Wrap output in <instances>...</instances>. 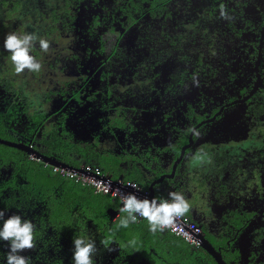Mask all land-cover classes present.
<instances>
[{
  "label": "flooded vegetation",
  "instance_id": "obj_1",
  "mask_svg": "<svg viewBox=\"0 0 264 264\" xmlns=\"http://www.w3.org/2000/svg\"><path fill=\"white\" fill-rule=\"evenodd\" d=\"M0 6V140L18 145L0 143V204L12 187L26 189L30 161L55 176L52 166L108 159L153 196L183 192L201 239L174 250L168 232L151 233L157 245L123 247L83 214L75 235L57 240L48 228L49 243L25 250L31 264H70L71 239L84 233L96 264H218L204 239L225 264H264V0H38L32 14L22 0ZM11 31L49 40L48 54L31 52L39 73L15 74L2 48ZM193 125L199 139L186 131ZM60 179L49 189L68 202L74 180Z\"/></svg>",
  "mask_w": 264,
  "mask_h": 264
},
{
  "label": "clouds",
  "instance_id": "obj_2",
  "mask_svg": "<svg viewBox=\"0 0 264 264\" xmlns=\"http://www.w3.org/2000/svg\"><path fill=\"white\" fill-rule=\"evenodd\" d=\"M220 16L228 18L224 8L220 9ZM34 47H38L42 55L48 54L49 40L36 32L11 31L5 35L2 48L10 53L15 74L39 73L42 70L40 60L31 54ZM186 131L196 139L203 135L201 129L195 125L190 126ZM195 158L204 160L205 154L201 153ZM110 187L109 185L104 189L105 194ZM127 187L134 191L122 194L119 189H116L113 192V197H119L118 211L124 214L119 219L117 230L127 229L129 224H134L138 218H142L147 221L148 231L156 234L171 228L190 210V203L183 192L169 191L166 197H139L136 193L142 190L141 185L130 182ZM5 212L4 209H0V242L7 245L3 264H31L30 258L23 253L35 247V224L21 214L14 212L5 216ZM135 243V240H132L127 242L126 246L134 249ZM71 244L70 264H96L98 250L90 234L76 235L71 239Z\"/></svg>",
  "mask_w": 264,
  "mask_h": 264
},
{
  "label": "trees",
  "instance_id": "obj_3",
  "mask_svg": "<svg viewBox=\"0 0 264 264\" xmlns=\"http://www.w3.org/2000/svg\"><path fill=\"white\" fill-rule=\"evenodd\" d=\"M16 6L17 4H15L14 8H16ZM14 16L16 15L14 14L12 18H14ZM6 25L7 23L4 22L3 26ZM8 25H11V23H8ZM2 148L5 147L0 146V149ZM62 160L67 162L65 159ZM69 163H72L73 165L76 164L75 161ZM87 163L98 166L105 174H108L112 180H115L120 176L119 172H116V169L112 167L113 162L111 160L95 159L90 157L87 160ZM28 170L29 182L26 189L23 190V192H25V197L22 198L23 192L21 190H19L18 193V190L12 187L9 191V197L7 199L9 204H0V209H4L10 213L15 212L21 214L22 216L26 215V218L35 224V245L38 242H41L45 246L51 241V239L47 238L46 235L48 228L55 233L57 240L61 235L66 236L69 232H71L72 235H75L77 232V228L75 227L76 224H78L75 219H77L78 216H83V214L87 218L91 219L93 225L98 227L107 236H114V234H116V239L123 247H126L127 242L132 240L137 241L138 239H145L143 244H138V247L140 246V248H143L147 242L157 245V242L152 240V238L154 239L155 237L148 231L147 221L144 219H141L134 224H129L127 229L117 230L119 219L124 215L119 212L117 217L111 223L109 222L105 214V210L108 207H116L117 201H111L108 195L96 193L90 186L81 185L79 182L71 181L72 187L67 191V196H70V200L65 202L57 196H54L51 189H49V186L61 180V175L59 173L54 176L50 174L48 168H44L32 161L28 162ZM122 178L123 180L136 179L135 176L130 174H124ZM140 183H142V181ZM143 185L146 187L145 184ZM158 196H161V194H158ZM23 199L28 201L39 199L47 204H21ZM34 206H37L39 210L38 214L32 213V208ZM73 208H75V211ZM27 210L28 212L26 213L25 211ZM185 215L190 217L189 212ZM37 224H39V226H37ZM167 234H169V237L172 238L167 248L174 250H187L189 248L190 244L182 238L174 236L169 232ZM2 248V245H0V264H3L4 260Z\"/></svg>",
  "mask_w": 264,
  "mask_h": 264
},
{
  "label": "built area",
  "instance_id": "obj_4",
  "mask_svg": "<svg viewBox=\"0 0 264 264\" xmlns=\"http://www.w3.org/2000/svg\"><path fill=\"white\" fill-rule=\"evenodd\" d=\"M57 173L64 175L75 182H79L81 185L90 186L94 192L99 194L108 195L110 198L117 200L119 202V197H113V192L116 189H119L122 194H127L133 192L134 190L127 187V185L132 182V180H112L109 176L104 174V172L96 165L84 164L79 168L76 167H63V166H54ZM137 184V183H136ZM110 190L105 194L104 189L108 188ZM139 197H152L149 191L142 188V190L136 193ZM142 218H138L141 220ZM137 220V221H138ZM165 231L182 238L188 244L192 246H198L201 242L199 227L193 222L188 216L180 218L171 228L166 229Z\"/></svg>",
  "mask_w": 264,
  "mask_h": 264
},
{
  "label": "water",
  "instance_id": "obj_5",
  "mask_svg": "<svg viewBox=\"0 0 264 264\" xmlns=\"http://www.w3.org/2000/svg\"><path fill=\"white\" fill-rule=\"evenodd\" d=\"M0 143L12 145V146H18L17 144H15L13 142L6 141V140H0ZM57 163H58L57 161L50 160V164L51 165L57 164ZM121 179H122V177H118L117 181H119ZM117 213H118V207L116 209L115 208H112V207H108L105 210V214H106V216L109 219H112ZM163 232H165V231H163ZM159 233H162V232H159ZM201 247H203L206 251H208L209 253H211L214 256V258H215V260H216V262L218 264H225L224 261L222 260V258L220 257L219 253L218 252H215L214 249H213V247L210 245V243L207 242L205 239L203 240V242L201 244Z\"/></svg>",
  "mask_w": 264,
  "mask_h": 264
},
{
  "label": "rangeland",
  "instance_id": "obj_6",
  "mask_svg": "<svg viewBox=\"0 0 264 264\" xmlns=\"http://www.w3.org/2000/svg\"><path fill=\"white\" fill-rule=\"evenodd\" d=\"M2 1V0H0ZM23 3H25L24 9L27 10V13H33L34 10L37 8L38 0H22ZM1 8V6H0ZM2 111V108H0V112ZM51 169L56 172L55 167L52 166ZM57 173V172H56Z\"/></svg>",
  "mask_w": 264,
  "mask_h": 264
},
{
  "label": "crops",
  "instance_id": "obj_7",
  "mask_svg": "<svg viewBox=\"0 0 264 264\" xmlns=\"http://www.w3.org/2000/svg\"><path fill=\"white\" fill-rule=\"evenodd\" d=\"M116 204H117V206L115 207V209L118 207L119 202H117ZM112 208H113V207H112ZM118 213H119V211H118ZM118 213H117V214L111 219V221H113V220L117 217ZM107 219H108V218H107ZM165 232H167V231H165Z\"/></svg>",
  "mask_w": 264,
  "mask_h": 264
}]
</instances>
